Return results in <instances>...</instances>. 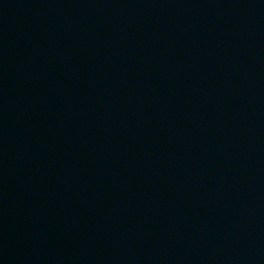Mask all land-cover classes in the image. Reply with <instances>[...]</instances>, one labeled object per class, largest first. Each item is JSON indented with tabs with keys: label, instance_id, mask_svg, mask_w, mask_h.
<instances>
[{
	"label": "water",
	"instance_id": "95a60500",
	"mask_svg": "<svg viewBox=\"0 0 264 264\" xmlns=\"http://www.w3.org/2000/svg\"><path fill=\"white\" fill-rule=\"evenodd\" d=\"M0 264H264V0H0Z\"/></svg>",
	"mask_w": 264,
	"mask_h": 264
}]
</instances>
